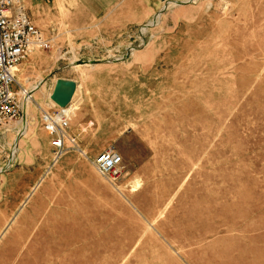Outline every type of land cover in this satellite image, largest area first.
Returning a JSON list of instances; mask_svg holds the SVG:
<instances>
[{"label":"rangeland","instance_id":"1","mask_svg":"<svg viewBox=\"0 0 264 264\" xmlns=\"http://www.w3.org/2000/svg\"><path fill=\"white\" fill-rule=\"evenodd\" d=\"M164 1L124 34L54 31L17 66L31 100L0 132V264H264V0ZM47 50L78 80L55 163ZM108 147L113 182L92 164Z\"/></svg>","mask_w":264,"mask_h":264},{"label":"built area","instance_id":"2","mask_svg":"<svg viewBox=\"0 0 264 264\" xmlns=\"http://www.w3.org/2000/svg\"><path fill=\"white\" fill-rule=\"evenodd\" d=\"M52 40L33 24L23 0H0V128L14 121L24 103L31 100L30 89L22 85L13 88L17 66L33 50L50 49ZM70 103L65 107L53 103L48 109H40L41 124L51 137V163L61 157L68 144L75 146V138L67 132L72 114ZM92 164L101 177L111 182L122 173L121 157L113 147L95 155Z\"/></svg>","mask_w":264,"mask_h":264},{"label":"crops","instance_id":"3","mask_svg":"<svg viewBox=\"0 0 264 264\" xmlns=\"http://www.w3.org/2000/svg\"><path fill=\"white\" fill-rule=\"evenodd\" d=\"M23 2L27 15L46 37H49L54 31L58 33L65 31L67 34H72V38H75L73 34L77 31H106L112 33V36L118 31L121 32L120 34H124L132 29H137L153 18L162 7L167 8L166 6H168L166 5L168 1L162 0H23ZM53 44H57L56 41L52 40ZM67 44L70 45L71 41H68ZM47 51H49L47 61L52 62L47 69L48 74L52 73L49 77L50 90L58 77L72 79L78 87L76 78L60 72V67L55 64L59 58L55 55V51ZM44 104L48 108L53 106L51 101H45ZM30 110L31 107L28 105L27 111ZM23 122L26 123V127L21 126L19 134H25L29 129L28 122L25 120ZM11 143L13 147H17V151V138L14 137Z\"/></svg>","mask_w":264,"mask_h":264},{"label":"water","instance_id":"4","mask_svg":"<svg viewBox=\"0 0 264 264\" xmlns=\"http://www.w3.org/2000/svg\"><path fill=\"white\" fill-rule=\"evenodd\" d=\"M75 90L74 80L58 77L55 79L48 97L56 106L65 107L70 103Z\"/></svg>","mask_w":264,"mask_h":264},{"label":"bare ground","instance_id":"5","mask_svg":"<svg viewBox=\"0 0 264 264\" xmlns=\"http://www.w3.org/2000/svg\"><path fill=\"white\" fill-rule=\"evenodd\" d=\"M75 92H76V90H75ZM75 92H74V94H75ZM74 94H73V95H74ZM72 97H73V96H72ZM52 103H53V102H52ZM16 148H17V147H13L14 150H13L12 155L10 156V160L13 158L14 153H15V151H16Z\"/></svg>","mask_w":264,"mask_h":264}]
</instances>
